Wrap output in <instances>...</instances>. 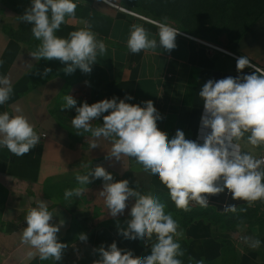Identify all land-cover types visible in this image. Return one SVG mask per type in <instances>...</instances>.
<instances>
[{"label": "crops", "instance_id": "0c3cea01", "mask_svg": "<svg viewBox=\"0 0 264 264\" xmlns=\"http://www.w3.org/2000/svg\"><path fill=\"white\" fill-rule=\"evenodd\" d=\"M31 2L0 0V61H3L0 76H9L13 85L10 99L0 105V114L7 111L15 115L14 107L19 105L41 137L40 143L24 156L18 157L0 146V264H93L99 259L95 249L102 245L107 248L112 242L121 249L131 250L134 256L147 255L155 236L146 245L139 239H125L118 231L126 228L123 223L131 219L134 198L129 199L122 215L112 217L104 198L99 196L103 189L102 178L86 186L88 191L80 197L65 200L64 192L79 186L75 179L77 174L86 175L96 166H103L113 178L133 179L162 202L172 201L168 189L158 176L145 172L131 157L122 156L120 161L106 159L111 149L110 140L101 138L97 141L100 147L91 149L90 134L78 135L72 126L75 108L61 110L64 97H73L77 107L83 102L91 105L113 97L117 102L124 99L142 107L143 102L151 100L161 117L157 126L169 139L181 129L186 138L202 144L211 129L202 126L204 107L199 91L210 79L252 74L253 68L237 72L236 62L240 56L264 70V15L237 45L221 48L209 43L223 51L186 37L194 36L177 29V46L171 52L158 47L133 54L127 48L132 26H142L149 38L159 40L158 25L151 22L159 21L123 11L122 8H128L120 0H74L75 17H66L56 35L68 38L72 31L85 27L86 22L97 39L107 46L106 54L98 55L92 65L93 74L74 82L67 75L52 70L43 75L41 60L30 56L36 50L32 44L24 37L8 33L9 27L16 30L15 23H23L18 17ZM92 123L102 125L103 117ZM239 143L241 151L251 152L258 159L264 157V146L253 148L246 143V137ZM223 195L226 201L234 202L235 213L220 210L215 203L207 208L191 203L189 211L176 209L175 205L176 210L165 208L184 233L178 242L187 243V258L193 263L202 260L204 264H264V201L249 206L245 201L233 200L228 192L209 199L220 203L218 199ZM35 200L47 201L54 215L52 223L60 225L58 241L68 245L60 261L41 260L38 253L29 257L27 253L36 250L21 243L22 231L27 226L25 216L30 207L36 206ZM184 215L192 218L187 224ZM80 234H86L87 239L80 240ZM246 237L258 239L260 246L250 247L245 242Z\"/></svg>", "mask_w": 264, "mask_h": 264}, {"label": "clouds", "instance_id": "9594fccd", "mask_svg": "<svg viewBox=\"0 0 264 264\" xmlns=\"http://www.w3.org/2000/svg\"><path fill=\"white\" fill-rule=\"evenodd\" d=\"M76 8L74 0H32L31 6L18 17L21 22L32 25V35L40 42L30 56L36 61L59 60L66 65L65 74H72L77 68L91 73L98 55L104 56L107 52L105 43L97 39L86 22L85 27L72 31L68 38L56 35L66 17H75ZM158 28L159 40L149 38L142 26L133 25L127 40L128 50L133 54L158 47L167 52L174 50L179 31L167 23V17L158 23ZM236 68L238 73L245 68L255 71L235 78L210 79L199 91L204 107L202 126L211 129L202 144L186 138L181 129L169 139L157 126L161 117L151 100L143 102L142 107L124 99L117 102L113 97L91 105L83 102L77 107V101L65 95L61 110L75 108L72 126L78 135L90 134L91 149L100 147L97 141L101 138L110 140L111 149L106 159L120 161L122 156L131 157L145 172L158 176L178 209L189 211L193 202L207 208L208 198L225 190L233 200L253 206L257 201H264V159L241 151L239 142L246 137V143L253 148L264 146V70L256 68L245 56L237 58ZM49 72L51 68H45L43 75ZM12 93L11 78L0 76V105L5 104ZM14 112L15 115L7 111L0 114V146L19 157L34 149L41 137L19 105L14 107ZM101 116L103 124L93 126L92 122ZM101 178L103 189L99 196L104 198L112 217L124 213L130 198L135 200L130 209L131 219L126 228L118 229L119 234L125 239L142 240L146 245L154 236L156 239L150 253L144 256H134L131 250L119 248L116 242L107 248L102 245L95 249L99 259L93 264H182L178 257L184 256V251L178 241L184 233L179 230L178 222L165 212L166 205L157 197L130 188L127 179L115 181L103 166H96L86 175H76L79 186L66 189L64 199L82 196L88 191L86 186ZM35 205L25 216L27 226L22 231L21 243L36 250L29 251V257L38 253L41 260L60 261L68 247L58 241L60 225L52 223L54 215L47 201L35 200ZM223 211L235 213L237 208L235 204H225ZM79 239L86 240V234H80ZM245 242L252 248L260 246V241L251 237H246Z\"/></svg>", "mask_w": 264, "mask_h": 264}, {"label": "rangeland", "instance_id": "374dc122", "mask_svg": "<svg viewBox=\"0 0 264 264\" xmlns=\"http://www.w3.org/2000/svg\"><path fill=\"white\" fill-rule=\"evenodd\" d=\"M120 1L128 10L159 22H163L164 18L167 17V23L172 27L221 48L233 46L230 38L234 34V22L238 21V24H244L253 18L257 12V5L255 6L257 3L253 0H226L227 2L225 0H210L209 2H201V0ZM15 25L16 30L9 27V32L14 36L24 37L36 49L40 42L33 37L31 28L26 23L21 25L15 23ZM40 60L42 70L51 68L52 72L65 74L63 69L66 65L59 60L49 61L43 58ZM92 74L93 70L91 73H83L77 68L72 74L65 75L75 82L90 77ZM145 190L142 187L139 191L141 194H145ZM146 192L149 194L148 190Z\"/></svg>", "mask_w": 264, "mask_h": 264}, {"label": "trees", "instance_id": "16d2710c", "mask_svg": "<svg viewBox=\"0 0 264 264\" xmlns=\"http://www.w3.org/2000/svg\"><path fill=\"white\" fill-rule=\"evenodd\" d=\"M209 1L210 0H201V2H209ZM227 1H231V0H227ZM253 2H256L257 3V4H255V6L257 5V12H256L255 16L253 18L249 19L244 24H238V21H235L234 22L235 23V25H233L234 34H233V37L231 36V38H230V41H232V43H233L234 46L237 45V43L239 42V40L264 15V0H253ZM27 25H28L29 28L32 27V25H30V24H27ZM8 33L10 35L14 36L10 32H8ZM114 179L117 180V181H119V179L117 177H114ZM126 179L129 181V187L130 188H133V189L137 188L138 191L142 189V187L137 182H135L133 179L128 178V177ZM225 192H227V190H225ZM146 193L147 192L145 190V194ZM224 195L222 196V198L218 199V200H220V203L213 201V203H215L216 207L219 208L220 210H223V208H222V206L220 204H224V203L225 204H234V202H231L230 200L229 201H226ZM159 200L162 202V199H159ZM162 203H164L166 205L165 208L167 210H169V211H172V210H176L177 209V207L175 209V206H174L175 203L173 201L166 202V200H165ZM184 216H185V222L186 221L190 222L192 220V218L191 219H188L187 215H184ZM127 221H125L123 224L124 225H127ZM185 224H187V222ZM180 245H181L182 250L184 251V256L178 257L179 259L182 260V264H196V263L191 262L187 258V249H188L187 243L185 241H183Z\"/></svg>", "mask_w": 264, "mask_h": 264}, {"label": "built area", "instance_id": "2783aa9c", "mask_svg": "<svg viewBox=\"0 0 264 264\" xmlns=\"http://www.w3.org/2000/svg\"><path fill=\"white\" fill-rule=\"evenodd\" d=\"M122 10L125 11V12H127V13H130V14H132V15H134V16L140 17V15H138L137 13H134V12L128 11V10L123 9V8H122ZM144 19H146V18H144ZM147 20H149V19H147ZM149 21H151V20H149ZM151 22L154 23V24H156V25H158V22H155V21H151ZM180 34L183 35V36H186L185 34H182V33H180ZM186 37H189V38H191V39H194V40H197V41H199V42H201V43H204V44H206L207 46H209V47H211V48H213V49H215V50L223 51V49L218 48V47L213 46V45H210L209 43H207V42H205V41H202V40L196 39V38H194V37H190V36H186ZM255 67H256V66H255ZM256 68H258V67H256ZM253 69H254V68H253ZM259 69H260V68H259ZM254 70H255V69H254ZM43 137H45V135H44ZM261 159H264V157L261 158ZM208 199H209V198H208ZM193 203H195V202H193ZM209 205H213V201H212L211 199H209ZM220 205L222 206V208H224L225 203H224V204H220Z\"/></svg>", "mask_w": 264, "mask_h": 264}, {"label": "bare ground", "instance_id": "6f19581e", "mask_svg": "<svg viewBox=\"0 0 264 264\" xmlns=\"http://www.w3.org/2000/svg\"><path fill=\"white\" fill-rule=\"evenodd\" d=\"M219 48V47H218Z\"/></svg>", "mask_w": 264, "mask_h": 264}]
</instances>
